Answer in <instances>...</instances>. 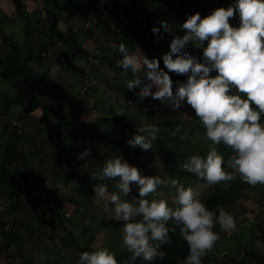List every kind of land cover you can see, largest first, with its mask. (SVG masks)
<instances>
[{"label": "clouds", "instance_id": "9594fccd", "mask_svg": "<svg viewBox=\"0 0 264 264\" xmlns=\"http://www.w3.org/2000/svg\"><path fill=\"white\" fill-rule=\"evenodd\" d=\"M237 10L240 25L234 27L230 18ZM160 27L165 32L174 30L167 21H161ZM160 27L154 26L153 33L159 34ZM181 27L186 34L175 36L170 51L163 55L168 71L160 68L159 59L144 55L141 58L131 54L124 43L117 46L110 42L109 46L121 57L117 66L125 76L129 70L134 76L125 82L127 89L139 87L137 95L141 100L151 96L168 103L174 110L186 100L195 110L206 129V138L214 146L206 156L193 154L186 158L182 164L185 171L209 185L223 184L225 190L238 177L252 187L264 185V0H237L234 5L217 8L203 18L197 12ZM189 42L203 47V62L185 51ZM214 70L218 74L210 75ZM170 72L188 76L175 92ZM153 85L157 88L155 92ZM160 132L155 124L141 122L128 144L149 150ZM189 138L187 132L180 137L181 140ZM220 144L232 150L226 162L231 171L225 170V158L215 146ZM89 155L90 150H85L79 158ZM92 178L100 181L94 186V198L109 200L115 205L116 217L124 223L123 246L131 253L129 264L138 258L149 264L163 260L166 253L161 248L172 243L169 233L177 234V229L189 248L185 264H202V257L219 240L216 225L225 232L237 226L236 218L223 207L218 208V216L209 210L193 187H185L177 179L142 175L122 156L107 159L97 172H92ZM117 178L114 187L119 192L109 195L102 181ZM133 183L139 188V198L122 200L120 194L127 197ZM165 184L175 189L172 200L175 207H170L164 198L148 199ZM79 264H119V261L107 247H99L81 252Z\"/></svg>", "mask_w": 264, "mask_h": 264}, {"label": "crops", "instance_id": "0c3cea01", "mask_svg": "<svg viewBox=\"0 0 264 264\" xmlns=\"http://www.w3.org/2000/svg\"><path fill=\"white\" fill-rule=\"evenodd\" d=\"M117 1L134 11L141 12L145 19L148 18L152 20L154 26L160 27L161 21H167L168 24L172 25L173 22L170 17L172 10L198 9L206 13V10H203V8L206 6L205 3L207 0H201L202 4L199 6H196L197 0H189L193 1L190 3H194L192 7L195 8H189L187 4H185L187 0H161L159 3L154 0ZM208 3H212V0H208ZM42 7L43 1L37 0V5L33 7L34 9L29 8L28 11H32V16L34 11L35 15H40V9ZM211 7L215 9L217 5H212ZM14 16L15 5L12 0H0V22L5 32L9 35L14 34L12 27L10 25L5 26L4 22L14 23V21H16ZM59 20V24L63 28H68L71 24L76 22H78V25L81 24V20H77L75 17H71L65 13L62 14ZM46 31V27L42 23L37 25L34 32L32 31L30 41L34 50L41 48L44 37L47 35ZM150 32L151 31L147 33L148 39L145 43L144 50L139 51L140 57L142 58L143 55H146L149 59L160 58L163 60V55L170 51L171 41L168 42L167 45H162L161 39L165 41L173 31L165 32L164 29L160 27V32L157 34V37L149 36ZM177 35L178 34L175 36ZM98 37L100 39H107L110 36L106 31L100 29ZM12 38H15L14 35H12ZM120 43L124 42L120 40L115 42L117 46H119ZM95 46V40L86 36L81 40L80 50L77 55L69 59L59 56L60 53H56V50L59 48L57 44H54L49 49L50 58L52 60L56 59V61L49 67L48 71L53 65H57V71L59 73H65V76L67 73L71 78L78 80L80 83V93L77 96L78 100H72L73 93L68 85L67 88L63 86L57 88L58 95L50 92L49 89L52 86L54 77L51 72L45 74L38 89L40 95L47 100L51 96V98H60L64 101L65 103H61L60 105L59 102L57 106L65 107L72 116L81 117L84 120L81 122V126H79L82 127L81 131H89L86 133L85 137L82 136L84 135V133H82L81 136L78 137V140L75 141L74 139L75 145L72 143L73 141H69L67 144L60 146L50 145L49 143V145H45L43 152H40L38 147L33 148L32 146L28 150L30 162L23 182L28 184V187L31 186V184L34 185L37 191L36 195L33 196L32 199H29V201L20 200L18 203L16 202V200H18L17 198L9 200L6 197L0 196V217L4 220H10L7 226L14 224L15 219L16 223L20 224V248L23 258L27 260L28 264H48L50 259L49 256L52 255L53 249L57 243L65 247V250L59 253L60 258L64 260L65 264H73V262L79 264V253H73V249H77L76 243L79 242L78 240H80L82 244H91L94 246L96 239L99 238L103 232L106 246H115L118 244V239L122 240L118 236V231H110L108 227H104L99 223V219L102 217H116L114 211L115 205L111 204L107 199L94 198V186L100 183V181L92 178V172H97L107 159L114 156H122L130 165L136 166L142 175H159L163 179H169L171 177V173L167 165H165L166 161L159 160V158L157 159L158 161H155L150 150H143L139 146L133 148L128 144V141L137 134L139 124L145 121L144 118V120L138 122L135 120L136 116L138 115V120L141 119L142 116L140 112L146 106H151V101L149 100L153 98L150 96L149 100H145V106L137 105L135 107L134 104L139 102L142 103L145 98L133 101L125 94V89L117 85L113 86L111 89L108 85L109 82L117 81L124 83L128 79L129 74L125 76L123 70L117 66V61L121 58L120 54L117 52L104 66L99 62L98 65L95 61L90 62L89 57L90 54L93 53ZM126 46L130 52V47L128 45ZM187 48L191 49L190 54L196 56V49H198V47L194 43L192 46L187 45ZM3 50L8 52L9 46L3 41L0 35V51ZM151 50H155V52L153 53ZM196 57L199 59V56ZM48 64L49 60L44 63L45 66L41 65V68H47ZM152 90L153 92L157 90L155 85ZM85 98H90V104L93 105V107L95 106V111L89 110L87 112L81 109V102ZM146 99H148V97ZM164 106L171 107L168 103L163 104V107ZM21 115L22 111H20L17 116L11 118L9 115L0 116V144L9 138V131L6 127L8 120L12 119L13 123L17 121L23 123V119H21L23 117H21ZM105 115L110 117L113 115H120L122 117L120 124H116L112 120H98L99 117ZM128 119H131L129 123L127 122ZM155 125L163 129L162 135L164 136L166 127L160 124ZM55 126L56 123H53L54 128ZM115 131L119 134L116 140L110 139L109 142H106V137L110 132L114 133L113 138L116 136ZM159 138L160 137L157 138L156 142ZM85 150H90L91 155L84 159H80V153ZM67 154H70L69 157H66ZM177 166L181 167L182 162L177 164ZM75 174H78V177ZM187 177L193 178L188 174ZM181 179L182 178H180L179 181H181ZM117 182L118 178L117 180L102 181V183L107 186L109 195L113 192H119V190L114 187ZM259 189H262V187H259ZM154 194L149 196L148 199H156L155 196L158 195V189L155 196ZM120 195L122 200L128 199L132 201L133 199H138L139 188L133 183L131 185V192L127 197H124L123 194ZM24 197H22V199ZM256 200L259 202H256ZM256 200L255 202L257 205L258 203L260 205V202L264 203V200ZM13 202L16 203L14 206H12ZM75 216H77V218L73 219ZM2 221L3 220L0 219V222ZM260 221L264 223V219ZM27 224L32 227L31 231L27 229ZM74 234H78L79 237ZM1 236L0 233V250L6 247V243ZM115 241H117V243H115ZM251 244L253 249L264 257V238H255ZM223 245L225 246L224 249L228 250V260L234 264H244V262H241V259L244 257L242 251L244 245L238 247L237 251H235V247H231V243ZM52 247L53 249H51ZM252 258L251 256L244 258V260L251 264H261ZM2 259H4V261ZM0 264L26 263L23 261L10 263L6 261L4 255H0Z\"/></svg>", "mask_w": 264, "mask_h": 264}, {"label": "trees", "instance_id": "16d2710c", "mask_svg": "<svg viewBox=\"0 0 264 264\" xmlns=\"http://www.w3.org/2000/svg\"><path fill=\"white\" fill-rule=\"evenodd\" d=\"M34 1L37 3V0H33V3H35ZM42 1L43 7L40 9L41 14L35 15L34 11L32 16V11H28L31 8V6L29 7L30 4L28 1L12 0L15 5L14 18L16 20L20 18L25 23L24 32L26 40L24 43H20L15 38H12L14 34H7L0 22L1 38L9 46L8 52L4 50L0 51V116L9 115L15 103L20 104L23 109L21 115L23 117L21 118L23 119V123H19L18 121L13 123L12 119L8 120L6 127L9 131V138L0 144V196L6 197L9 200L17 198V203L20 200L29 201V199H32L36 195L34 185L31 184L28 187V184L23 182L30 162L28 150L33 146V148L38 147L40 152H43L45 145H49V143L50 145L60 146L67 144L69 141H73L72 143L75 145V141L79 139L78 137L82 133H84L82 136L85 137L89 131H81L82 127L79 126L84 121L81 117L72 116L65 107L55 105L38 92L41 81L45 77V74L48 73L49 67L56 61V59L52 60L50 58L49 49L54 44H57L60 48V56L67 59L74 58L80 50L82 38L88 36L94 39L96 44L94 52L90 54L89 58H94V60H97L104 66L116 53L109 46L110 42L115 43L120 40L130 47L131 54L140 56L139 51L144 50L145 43L148 39L147 33L151 31L149 36L157 37V34H153L152 31L154 26L152 20L145 19L141 12L134 11L128 6L120 4L117 0H110L111 2L108 5L103 0ZM154 1L161 2V0ZM197 12L200 13L202 18L208 16L205 12L198 9L172 10L170 17L174 30L165 41L161 39V44L167 45L176 34L180 36L186 34V31L182 29L181 25L190 15H194ZM64 13L75 17L77 20H81V24L78 25V22H76L68 28L61 27L59 19ZM238 17L240 16L237 11L235 17L230 18V22L234 21L232 24L240 25L236 22V18ZM39 23H42L46 27L47 35L44 37L41 48L34 50L31 45L30 35ZM100 29L106 31L110 37L100 39L98 37ZM190 50L187 47L185 49L188 53H190ZM201 51L202 55L200 56H203L202 49L199 50V53ZM157 59L160 60V68L168 71L163 60L160 58ZM48 60L49 64L47 68L42 69L41 65H44ZM128 74L126 81L134 79L130 70ZM217 74L214 71L212 76ZM140 75L142 76L143 72ZM169 75L173 80L174 92L177 90L179 84L186 82L188 78L186 74L178 75L175 72H170ZM2 80H9L13 84L16 89L14 94H11L7 88L1 89ZM125 82L113 81L109 82L108 85L111 89L115 85L125 89L126 93H124L130 100L135 101L140 99L137 95L140 90L139 87L129 90ZM236 91L234 88L233 92ZM140 114L144 115V123L160 124L166 127L164 136L158 139L159 145L153 144V146L160 147L164 151H170L172 153L174 151H184V149L180 148L183 145L180 139L183 132H177V129L181 128L182 130L186 126L194 125L206 131L200 123L199 118L196 117L195 110L187 104L186 100L179 109L174 110L171 107L165 106H147ZM121 119L122 117L120 115H113L111 117L105 115L98 118V120H112L116 124H120ZM53 123H56L57 129L56 126L55 128L53 127ZM115 132L116 136L114 138V133L110 132L106 137V142H109L110 139L116 140L119 134L117 131ZM174 133L175 135H173ZM170 141L175 143V146ZM220 152L224 157H229L232 154V150L223 144L220 146ZM69 155L67 154L66 157H69ZM172 168L178 171L177 174L172 175V179L179 180L184 174L198 178L195 174L185 171L182 166L172 165ZM181 171L182 173L180 174ZM229 171L231 170L229 169ZM172 172L170 173L172 174ZM75 175L78 177V174ZM229 184L230 187L228 190H225L223 184L213 185L212 189L202 200L209 210L216 212L217 216L219 215L218 208L223 207L225 210H228L230 205L236 204L240 196L244 194L246 187H251L247 183L242 182L239 177L236 181L229 182ZM22 197L24 198L22 199ZM256 202L259 201L256 200ZM15 204L13 202L12 206ZM242 209L246 208L243 207ZM0 219L3 220L0 222V233L6 243V247L0 250V255H4L6 261L14 263L17 261L16 258L11 261L8 258L9 256L18 254L21 256L20 261L28 264L27 260L23 258L20 248V224L16 223L15 219L14 224L7 226L10 220H4L1 217ZM99 223L108 228L120 229V227L122 228L124 226L123 221L114 216L102 217L99 219ZM26 227L28 230H32L29 224ZM254 227L253 235L242 248L244 257L241 259V262H244V264H251L244 260V258L251 256L253 257L252 259L264 264V257L258 254L251 244L255 238H264V223L262 221L257 222ZM219 230V228H215L217 233H219ZM178 231L177 229V234L169 233L172 243L163 245L161 248V251H164L166 256L163 260L158 259L154 264H185L189 254V248L187 243L179 237ZM118 236L120 239H123L121 232H118ZM217 245L214 246L211 252L202 257V264H216L217 262L221 264H234L227 259L228 250L224 256H221V253L224 251L219 250L220 248L218 249ZM76 247L79 255L83 251H93L96 249L91 244H82L80 242L76 243ZM130 255L131 253L127 249H123L117 253L116 257L119 264H129ZM131 264H149V262L138 258L136 261L131 262Z\"/></svg>", "mask_w": 264, "mask_h": 264}, {"label": "rangeland", "instance_id": "374dc122", "mask_svg": "<svg viewBox=\"0 0 264 264\" xmlns=\"http://www.w3.org/2000/svg\"><path fill=\"white\" fill-rule=\"evenodd\" d=\"M197 1L198 2L196 3V6H199V5L202 4L201 0H197ZM28 2L30 4L29 7L31 6V8H33L35 5H37V3L36 4L33 3L32 0H29ZM190 2H193V1L187 0L185 4H187V6L189 8H195V7H192L194 5V3H190ZM235 3H236V0H212V3L209 4L208 0H207L206 3H205L206 6L203 8V10H206L207 15H209V14H211L212 11H214L217 8H220V7L227 8L229 6L234 5ZM212 5L213 6L217 5V7L215 9H213L211 7ZM201 9H202V7H201ZM234 17H235V15H234ZM236 22L240 24V17L236 18ZM232 23H234V21L230 22V24L232 26H234V27H238L239 26V25H235V24H232ZM4 25L5 26L10 25L12 27V31L14 33V37H15V39L18 42H20V43H24L25 42V40H26V35H25V32H24L25 23L20 18H18L16 21H14V23H12V22L11 23L4 22ZM182 37H183V35H182ZM192 44H193V42H189L188 45L192 46ZM206 46H207V41H205V43H204V47H206ZM161 47H163V46H161ZM200 49L203 50V47H198V49H196L197 50L196 56L202 55L201 54L202 51L199 53ZM152 52L154 53L155 50L152 51ZM56 53L57 54L60 53V48H58L56 50ZM59 56H60V54H59ZM144 56H146V55H144ZM198 58H199V60L201 62H203V56H200ZM89 60H90V62L91 61H93V62L95 61L96 64L98 65V61L94 60V58L93 59L89 58ZM57 69H58L57 65H53V67L48 71V72H51V74L54 76L53 80H52V86L49 89L50 92L55 93V95H58L57 94V88H59L61 86L67 88V85H68L69 89H71V92L73 93L72 100H78L77 96L80 93L79 92V89H80L79 81L71 78L67 73H66V76L64 75L65 73L64 74L63 73H59L57 71ZM214 71H212L210 73V75H212L214 73ZM65 80H66V82H65ZM104 83L106 84L105 80H104ZM1 87L2 88H7L10 91L11 94H14L15 90H16L15 87L13 86V84L9 80H4V81L2 80ZM149 97H148V99H144L142 103L139 102V103L134 104V106L135 107L137 105L138 106H142V105L145 106L146 105L145 100H149ZM48 100L53 102L55 105H58L59 102H60V105H61V103H65L60 98H51V96L48 98ZM149 101H151V103H150L151 106H161V107H163V104H167L166 102H162V101L156 100V99H151ZM81 109L84 110V111H87V112L89 110H94V111L96 110L95 106L93 107V105L90 104V98H85L81 102ZM22 110H23L22 106L20 104H18V103H15L14 106H13V109L11 110V112L9 114L10 118L13 117V116H17L20 113V111H22ZM135 116H136V114H135ZM137 116H136L135 120H137L138 122H141V120H144V115L143 114H141L142 117H141L140 120L137 119ZM130 121H131V119H128L127 122L129 123ZM181 131L183 132V134L185 132H187L188 136L190 137L189 139L182 140L183 145L180 146V148L184 149V151H178V152L174 151L172 153L170 151H164V150L160 149V147H155V146H152L149 149L151 151L152 157H153V159L155 161H158L157 160L158 158H159V160L166 161L165 165H167L169 171L170 172L173 171L172 174L170 175L171 179H172V175H175L178 172L177 169L172 168V165L177 166V164H179L181 162L183 164L184 161L186 160V158L190 157L193 154L206 156L209 148L214 146L212 144V142L206 138V131L201 130V128H198V127H196L194 125L193 126L191 125L189 127L188 126L184 127L182 130L180 128L179 132H181ZM162 134H163V129L161 128V132L159 133V137L160 138L163 137ZM170 143L173 146H175L174 145L175 143H172L171 141H170ZM154 144L159 145L158 141L155 142ZM215 146L217 147L218 151L220 152L221 144L220 145H215ZM224 158H225V165H226L225 170L229 171V169H227V164H226L228 157H224ZM157 167H158V165H157ZM160 169H161V167H160ZM153 172H154V170H153ZM181 173H182V171L180 172V174ZM181 178L182 179H181L180 182L183 183L185 185V187L191 186V187H193L195 190H197L200 193V199L201 200H203L205 198L206 194L213 187V185H209L207 183V181L201 180V179L195 178V177H193V178L187 177V174L186 175L184 174ZM251 187H249V186L246 187V189L244 190V194L240 196V198L238 199L236 204L230 205L229 209L226 210L229 214H232L236 218V220H237L236 228L234 230H230V231L225 232V231H222L220 229L219 224L216 225L215 228H219L220 229L218 231L219 232L218 233L219 240L215 244V245L218 244L217 247H218V249L220 248L219 250L227 251L226 249H224L225 246L223 244L228 245L229 243H231V245H232L231 247H235V251H237L238 250L237 248L240 247L241 245H245L247 243V241L253 235L254 228H255L254 227L255 223L260 222L261 219H264V203L260 202V205H259V203L257 205L256 202H255L256 199L264 200V185H262V186L257 185V186L252 187V188ZM259 187L260 188L262 187V189H259ZM36 193H37V191H36ZM155 195H156V193L154 194V196ZM174 195H175V189H172L170 187V185L165 184V185H162V186H160L158 188V195H156L155 197H156V199L164 198V199H166L168 201V204H169L170 207H175L176 205H174L172 203ZM243 207H245L246 209H242ZM245 210H247V211H245ZM75 218H77V216H75L73 219H75ZM122 228L120 227V229H117V228H109V229H110V231H118V232H121V234H122ZM103 233L101 234V236L99 238L96 239V241L94 243V246L99 247V245H100V247H107L115 255L117 253H119L121 250L126 249L123 246V239L122 240L118 239V244L115 245V246H111V247L106 246L105 245L106 241L104 239V234ZM74 235L79 237L78 234H74ZM78 241L80 243H82L80 240H78ZM115 243H117V241H115ZM63 250H65V247L61 246L60 243H57L55 245V248H54V251H53L52 255L49 256L50 259L48 261V264H65L64 260L62 258H60V254H59ZM73 253H78V250L77 249H73ZM71 256H72V253H71ZM2 260L4 261V259H2ZM69 264H71V263H69ZM73 264H76V263L73 262ZM216 264H221V263L217 262Z\"/></svg>", "mask_w": 264, "mask_h": 264}, {"label": "built area", "instance_id": "2783aa9c", "mask_svg": "<svg viewBox=\"0 0 264 264\" xmlns=\"http://www.w3.org/2000/svg\"><path fill=\"white\" fill-rule=\"evenodd\" d=\"M103 1H105V3H106L107 5L110 4V2H111L110 0H103ZM225 253H226V251L222 252V253H221V256H224ZM15 258H16L17 261H20V260H21V256L18 255V254L13 255V256H9L8 260L11 261V260H13V259H15Z\"/></svg>", "mask_w": 264, "mask_h": 264}]
</instances>
